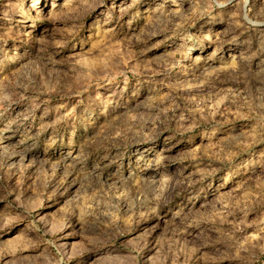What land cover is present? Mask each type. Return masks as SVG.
<instances>
[{
  "label": "rangeland",
  "instance_id": "rangeland-1",
  "mask_svg": "<svg viewBox=\"0 0 264 264\" xmlns=\"http://www.w3.org/2000/svg\"><path fill=\"white\" fill-rule=\"evenodd\" d=\"M0 264H264V0H0Z\"/></svg>",
  "mask_w": 264,
  "mask_h": 264
}]
</instances>
